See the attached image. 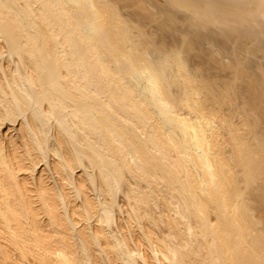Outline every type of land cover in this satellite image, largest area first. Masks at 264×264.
<instances>
[{
  "label": "bare ground",
  "instance_id": "6f19581e",
  "mask_svg": "<svg viewBox=\"0 0 264 264\" xmlns=\"http://www.w3.org/2000/svg\"><path fill=\"white\" fill-rule=\"evenodd\" d=\"M147 1L0 0V264H264V0Z\"/></svg>",
  "mask_w": 264,
  "mask_h": 264
},
{
  "label": "rangeland",
  "instance_id": "374dc122",
  "mask_svg": "<svg viewBox=\"0 0 264 264\" xmlns=\"http://www.w3.org/2000/svg\"><path fill=\"white\" fill-rule=\"evenodd\" d=\"M158 1H159L160 3H158ZM166 1H167V0H165V1H164V0H162V1H161V0H156V2H155V0H148V1H147V6L150 8L151 5H152L153 7L150 8V9L152 10V9L155 8L154 10H156V8H157L158 6H161L162 3H163V4L167 3ZM159 4H160V5H159ZM121 6L123 7L122 4H121ZM156 6H157V7H156ZM148 7H147V8H148ZM175 9H176V10H175ZM175 9H173V11L176 12V13L174 12V14H177L176 16L179 17V21L183 19V16H184L185 14H187V13H184V12H187V11H188V10L183 9V8H175ZM177 9H179V10H177ZM122 10L124 11V10H126V9H122ZM129 11H130V13H132V11H133V13L135 12L134 10H129ZM129 11L126 10V11H124V12H125V13H128ZM181 11H182V12H181ZM146 12H147V11H146ZM135 13H136V12H135ZM142 13L145 14V16H146V20H147V17H148V20L146 21V22H147V29H148L149 27H151L152 30H151V28H149L148 30L146 29V30L150 32V35H153V36H154V35H156V33L158 34V31H159V34H160L161 36H164V35H162V34H165V35H168V34H169V31H168V30H170L169 28H167L168 30L166 29V32H165V31H164L165 29H162V30H161V28H160V24H158V25L156 24V23H159V22L156 21V19L153 20V19H154V16H155V18H156V16H157L156 11L153 12L154 15H153V14L151 15L150 13L148 14V13H145V12H142ZM183 13H184V14H183ZM155 14H156V15H155ZM188 15H189V12H188ZM152 16H153V18H152ZM181 16H182V17H181ZM185 16H187V15H185ZM185 16H184V17H185ZM189 17H190V16H189ZM151 18H152V19H151ZM180 18H181V19H180ZM185 18H186V17H185ZM150 20H151V22H152L153 25L149 22ZM257 20H258V19H257ZM180 22H181V21H180ZM180 22H179V24H181ZM148 24H150V25H148ZM181 25H182V24H181ZM181 25H178V27H180ZM130 26H131V25H130ZM131 27H132V26H131ZM135 27H136V25H135ZM155 27H156V28H155ZM213 27H214V31H215V26H213ZM240 27H241V26H239L238 30L241 31V33H244L245 31L242 32V30H243V28H246V27H243V26H242L243 28H240ZM259 27H262L261 29L264 31V24H262V25L259 26ZM153 28H154V29H153ZM157 28H158V30H157ZM159 29L162 31V34H161V31H160ZM217 29H218V28H216V31H220V28H219L218 30H217ZM251 29H252V30H250V31L255 32V30H254L252 27H251ZM256 29L259 30L260 28H256ZM155 30H156V31H155ZM244 30H245V29H244ZM246 30H247V28H246ZM133 31L136 32V28H135ZM149 32H148V33H149ZM163 32H165V33H163ZM221 32H224V31H221ZM221 32L217 34V35H218L217 37H218L219 39H222V37H219V36L222 35V34H224V33L221 34ZM153 33H154V34H153ZM166 33H167V34H166ZM215 33H217V32H215ZM239 33H240V32H239ZM159 34H158V35H159ZM158 35H156V36H158ZM160 35H159V38L155 36L156 39H158L159 41H161V39H162V37H160ZM176 35H177V37H183L182 32H181V35H180V33H178V34H176ZM135 40L138 41L137 39H135ZM166 40H170V39H169L168 37H166ZM223 40H224V39H223ZM225 41H226V40H225ZM227 41H228V40H227ZM229 41L231 42V43L228 42L230 45H228V43L226 42L227 45H228L229 47H233V48H234V46H237L236 43H235L236 45L234 44V41H232V40H229ZM206 43L208 44V46L206 45ZM213 44H214V45H213ZM211 45H213V48H212ZM211 45H210L209 41H206V42H204V43L202 44L203 47L200 45L199 49H198L195 53L198 52V53H197L198 55H200V56H202V57H204V58H207V57H208L207 54H210V52H211L210 55H213L214 59L216 58V60H217V59H218V60H219V59L221 60L222 58H224V55H225V54L223 53L222 46L219 45V44H216V43H212ZM232 45H233V46H232ZM204 46H206V47H204ZM214 46H215V47H214ZM201 48H202V49H201ZM210 48H211V49H210ZM216 48H217V49H216ZM220 48H221V49H220ZM201 50H202V51H201ZM205 50H206V51H205ZM207 51H208V52H207ZM212 51H214V52H212ZM215 51H216V52H215ZM217 51H218L219 53H218ZM199 52H200V53H199ZM203 52H204V53L207 52V54H204ZM212 53H213V54H212ZM216 53H217V54H216ZM197 54H195V55H196V57H197V59H198L200 56H198ZM215 54H216V55H215ZM259 54H260V55H259ZM204 55H205V56H204ZM206 55H207V56H206ZM218 55H219V56H218ZM220 55H221V56H220ZM215 56H216V57H215ZM217 56H218V58H217ZM226 56H228V55H226ZM230 56H231V55H230ZM230 56H228V58L226 57L227 60H226V59H225V60L228 61V59L232 57V56H231V57H230ZM262 56H263V53H262V52H261V53L259 52L257 55H255V56H251L252 59H251V57H249L251 60L249 61V58L247 59V61L249 62L248 64L251 65V63H253L252 66H254V64H255V65H256V64L258 65V64H260V63H264V58H263ZM200 58H201V57H200ZM200 58H199L198 60H201ZM208 58H209V57H208ZM205 60H206V59H205ZM229 60H230V59H229ZM262 60H263V61H262ZM207 61H208V60H207ZM249 67H251V66H249ZM251 68H252V67H251ZM253 69H257V67L255 66ZM17 125H18V124H16L15 127L10 128L11 130H10L6 125H4V127H3V130H4V131H3L2 134H5V135H6L7 132H8V134H11V135H12V134H13V135L17 134V132H16V130H17V129H16V128H17ZM14 129H16V130H14ZM5 130H6V131H5ZM7 130H9V131H7ZM10 132H11V133H10ZM5 135H4V136H5ZM39 167H41V168L43 167V168H44V166H43L42 164H41V166H39ZM43 168H42V169H43ZM39 169H40V168H39ZM42 169H40V170H42ZM260 226H261V225H260ZM263 226H264V225H262L261 227L263 228Z\"/></svg>",
  "mask_w": 264,
  "mask_h": 264
},
{
  "label": "water",
  "instance_id": "95a60500",
  "mask_svg": "<svg viewBox=\"0 0 264 264\" xmlns=\"http://www.w3.org/2000/svg\"><path fill=\"white\" fill-rule=\"evenodd\" d=\"M231 2V4H235L236 6H238V5H242L241 7H245V5L246 4H248L247 2L248 1H252V0H230ZM252 4H253V2H252Z\"/></svg>",
  "mask_w": 264,
  "mask_h": 264
}]
</instances>
